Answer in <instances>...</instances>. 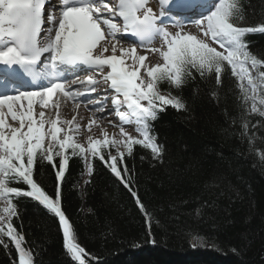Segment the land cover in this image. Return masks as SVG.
Returning a JSON list of instances; mask_svg holds the SVG:
<instances>
[{
    "label": "trees",
    "instance_id": "16d2710c",
    "mask_svg": "<svg viewBox=\"0 0 264 264\" xmlns=\"http://www.w3.org/2000/svg\"><path fill=\"white\" fill-rule=\"evenodd\" d=\"M238 4V26L264 25V0ZM244 41L264 61V32ZM240 83L226 62L219 83L214 72L201 76L195 69L180 88L161 82L159 91L185 107L165 106L148 121L158 157L143 145H133L131 154L106 146L103 159L67 149L59 182L58 147L53 161L36 159L33 179L53 199L59 184L85 264H264V109L251 111L253 99L244 100ZM258 92L264 97V84ZM111 156L121 178L109 167ZM9 186L28 190L22 181ZM12 202L11 223L33 264H78L64 248L58 217L30 197ZM3 241L0 264H19L14 244Z\"/></svg>",
    "mask_w": 264,
    "mask_h": 264
},
{
    "label": "snow or ice",
    "instance_id": "6c2138e0",
    "mask_svg": "<svg viewBox=\"0 0 264 264\" xmlns=\"http://www.w3.org/2000/svg\"><path fill=\"white\" fill-rule=\"evenodd\" d=\"M159 2L161 11L157 14L148 7V0H116L114 4L105 0H59L58 5L52 0H0V66H3L0 82L20 80L22 70L23 77L38 85L37 90L29 91L21 90L16 83H9V91L13 94H0V199L7 203L2 209L5 215H0V243H4L3 237L10 239L18 253L19 264H33L32 254L22 247L24 237L11 223L17 215L12 197L20 196L32 198L58 217L64 248L74 261L85 264V250L76 242L72 226L61 209L59 184L53 199L33 179L36 159L53 161V151L58 147L55 155L60 157L56 172L59 182L68 164L65 150L71 149L73 155L79 150L85 158L90 153L92 157L103 159L102 148L115 147L122 142L117 139L96 140L85 149L66 132L61 138L63 129L59 125H71L73 121L46 118L44 109H56L58 117L61 98L75 101L85 94L73 90L72 85H86V92H94L97 83L91 75L86 80L68 82L65 80L67 75L82 67L101 73L113 90L112 105L121 123L135 122L143 137L133 138L123 126L120 127V136L127 137L123 143L128 154L132 153L133 145H143L151 149L153 157L160 155L161 150L150 135L148 121L155 120L157 112L163 111L165 106L180 110L185 105L177 97L160 94L158 85L167 81L180 88L193 69L201 76L214 72L219 83L226 62L232 69V75L241 82L244 100L253 99L251 111H258L255 103L257 77L253 76L252 70L258 73L260 83L264 84V71L258 67L264 61L248 51L244 37L249 33L264 32V25L238 26L236 19H242L238 0H202L201 11L208 7L211 10L190 22L199 27L204 37L218 45L217 48L184 31L181 20L171 16V11H181L188 6V0H175L170 11L164 10L170 0ZM46 5L49 6L47 27ZM117 17L122 20V25L116 22ZM165 17L178 28L175 33L162 23ZM119 34L137 38L141 46L150 44L155 36H159L165 50L153 51L160 52L163 63L149 67L145 64L146 57L138 55L135 47L124 48L121 45L117 39ZM106 38L111 40V55L104 54L109 50ZM101 41L105 44L101 45ZM118 46L120 55H117ZM128 59L132 61L131 65L126 63ZM105 67L108 69L106 74ZM141 68L146 71L147 79L140 75ZM245 80L253 96L248 95V87L243 83ZM259 103L264 105V97L259 99ZM6 117L18 122V126L9 123ZM110 159L111 171L121 178L117 157L111 156ZM88 171H92L91 164ZM10 181H22L28 190L10 187ZM131 194L133 197L137 195L134 191ZM136 203L143 211L138 198Z\"/></svg>",
    "mask_w": 264,
    "mask_h": 264
},
{
    "label": "rangeland",
    "instance_id": "374dc122",
    "mask_svg": "<svg viewBox=\"0 0 264 264\" xmlns=\"http://www.w3.org/2000/svg\"><path fill=\"white\" fill-rule=\"evenodd\" d=\"M214 6V5H213ZM152 9L155 8L154 6L150 5ZM154 11V9H153ZM184 31L189 32L192 35L197 36L198 39H205L208 43L212 44V46L217 47L218 45H215L212 43V41L206 37L203 36V34L200 32V29L198 26H196L194 23L186 24L183 26ZM170 32L175 33L178 29L175 28H169ZM108 43L109 50L105 52L104 54L111 53V40L110 38H106ZM117 39H119L117 37ZM120 40V39H119ZM121 42V45L124 48L134 47L133 44ZM105 41H101V45H104ZM153 49H161L165 50V46L163 45V42L160 39L156 41L155 44L149 45L146 47L140 48V51L138 52V55L145 54V64H147L149 67L154 66L158 63H163V57L160 55L159 51H153ZM219 50V49H218ZM117 53L119 52V46ZM126 63L131 65L132 61L130 59L126 60ZM248 67L251 69V65L249 64ZM253 76L257 77V85L260 86L261 83L258 78V73L255 70H252ZM93 76L96 80L101 79L102 75L99 72L96 71H90L84 73V77L87 78L88 76ZM140 75L147 79L146 71L141 68ZM246 87L247 82L244 81ZM75 90H80L81 92L86 91L82 90V88L86 87H78L74 86ZM96 91L89 92L90 94L88 96L82 95L79 97L80 101H71V100H65L62 99L59 106V116L57 117V110L52 108L54 110L50 118L56 119L58 118L60 121H73L71 125L63 123L59 126L62 127L63 131L60 134L61 138H63L64 133L71 135L73 137V140L80 144L83 148L87 149L90 142H94L96 140L104 141L105 139L111 141L113 139L121 140V144L115 146L114 148L118 152H123L126 150V147L123 143L124 140L127 139V137H121L120 136V127L123 126L125 132L136 139H143L142 136H140V133L137 131L138 125L135 122L130 123L129 125L125 123H121V120L119 119L116 111L113 108L112 105V97L109 96L106 97L104 86L101 84H98L95 87ZM249 93L253 96V93L251 91V88L248 87ZM162 95L169 96L166 92L160 91ZM105 93V94H104ZM259 92L257 87V92L255 94V103L258 109H264V107L259 103ZM106 98V101L104 100ZM103 109V110H101ZM7 121L11 119L10 117H6ZM12 121V120H11ZM11 123H17V122H11ZM18 126V124H16ZM78 126V127H77ZM46 128L48 125L45 126ZM59 151V148H58ZM89 156V153L87 154V157ZM7 206L5 199H0V215H5L2 212V209ZM6 225V222H5Z\"/></svg>",
    "mask_w": 264,
    "mask_h": 264
},
{
    "label": "bare ground",
    "instance_id": "6f19581e",
    "mask_svg": "<svg viewBox=\"0 0 264 264\" xmlns=\"http://www.w3.org/2000/svg\"><path fill=\"white\" fill-rule=\"evenodd\" d=\"M58 1H56V0H54V2H53V4H57L58 5ZM63 98H61V100H62ZM61 100H60V102H61ZM26 103V102H25ZM37 111H39V108L37 107ZM44 111H45V113H46V118H50V115H51V113L54 111V110H52V108H48V109H44ZM11 120V119H10ZM16 124H18V122L16 123Z\"/></svg>",
    "mask_w": 264,
    "mask_h": 264
}]
</instances>
